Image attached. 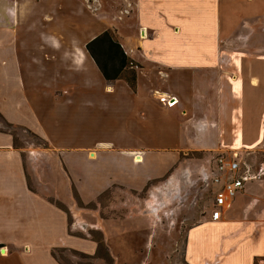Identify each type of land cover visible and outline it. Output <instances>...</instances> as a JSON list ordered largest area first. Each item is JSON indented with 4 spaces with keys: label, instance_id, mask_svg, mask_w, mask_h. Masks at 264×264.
Segmentation results:
<instances>
[{
    "label": "crops",
    "instance_id": "obj_1",
    "mask_svg": "<svg viewBox=\"0 0 264 264\" xmlns=\"http://www.w3.org/2000/svg\"><path fill=\"white\" fill-rule=\"evenodd\" d=\"M257 23L264 0H0V115L46 140L83 204L113 183L134 187L125 164L138 153L254 150L264 141V46L238 30ZM103 30L132 60L134 85L105 80L87 53ZM253 189L232 199L229 207L249 196L241 211L188 230V264H264V197ZM0 244V264H61L55 249L97 247L29 188L6 131Z\"/></svg>",
    "mask_w": 264,
    "mask_h": 264
},
{
    "label": "rangeland",
    "instance_id": "obj_2",
    "mask_svg": "<svg viewBox=\"0 0 264 264\" xmlns=\"http://www.w3.org/2000/svg\"><path fill=\"white\" fill-rule=\"evenodd\" d=\"M257 25L240 28L238 33L250 31L249 40H256L260 47L264 46V25ZM40 49L45 50L43 46ZM0 131L14 136L13 145L20 151L30 187L68 212L71 233L97 244L93 255L55 250L61 264H188L187 233L210 214V175L214 157L221 152L180 150L176 156L148 155L137 163L130 156L125 172L128 181H136L134 187L122 181L113 183L95 200L83 204L69 187L61 158L46 140L31 130L9 125L1 115ZM238 151L252 168L263 166L246 187L254 185L253 195L264 197V141L254 150ZM248 198L244 195L226 210L241 211Z\"/></svg>",
    "mask_w": 264,
    "mask_h": 264
},
{
    "label": "built area",
    "instance_id": "obj_3",
    "mask_svg": "<svg viewBox=\"0 0 264 264\" xmlns=\"http://www.w3.org/2000/svg\"><path fill=\"white\" fill-rule=\"evenodd\" d=\"M175 99L166 101L174 104ZM238 150L232 153L221 152L214 157L210 182L213 194L210 208V218L219 220L222 210L228 208L234 196L245 190L246 184L257 178L262 170L260 166L252 168L241 156Z\"/></svg>",
    "mask_w": 264,
    "mask_h": 264
},
{
    "label": "trees",
    "instance_id": "obj_4",
    "mask_svg": "<svg viewBox=\"0 0 264 264\" xmlns=\"http://www.w3.org/2000/svg\"><path fill=\"white\" fill-rule=\"evenodd\" d=\"M85 49L95 62L105 80L112 81L124 76L130 85H134L135 71L131 68L132 60H130V58L126 55L120 43L115 39L110 30H103L88 40L85 43ZM28 186L30 188L29 183ZM73 194L75 195V198L78 199L75 190ZM99 244L100 243L98 242V245ZM1 246L2 244H0V247ZM55 250L52 251V255L58 260V258L54 255ZM72 251L79 252L77 250Z\"/></svg>",
    "mask_w": 264,
    "mask_h": 264
},
{
    "label": "bare ground",
    "instance_id": "obj_5",
    "mask_svg": "<svg viewBox=\"0 0 264 264\" xmlns=\"http://www.w3.org/2000/svg\"><path fill=\"white\" fill-rule=\"evenodd\" d=\"M90 156L93 157V156H94V153H93V152H90ZM133 159H134L135 161H140V160L142 159V155H140L139 153H138V154H135V155L133 156Z\"/></svg>",
    "mask_w": 264,
    "mask_h": 264
},
{
    "label": "water",
    "instance_id": "obj_6",
    "mask_svg": "<svg viewBox=\"0 0 264 264\" xmlns=\"http://www.w3.org/2000/svg\"><path fill=\"white\" fill-rule=\"evenodd\" d=\"M0 250H1V251H3V250H4V248H3V247H1V248H0Z\"/></svg>",
    "mask_w": 264,
    "mask_h": 264
}]
</instances>
